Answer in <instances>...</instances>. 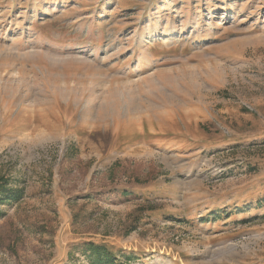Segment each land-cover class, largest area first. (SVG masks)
I'll return each mask as SVG.
<instances>
[{"label": "rangeland", "instance_id": "obj_1", "mask_svg": "<svg viewBox=\"0 0 264 264\" xmlns=\"http://www.w3.org/2000/svg\"><path fill=\"white\" fill-rule=\"evenodd\" d=\"M0 264H264V0H0Z\"/></svg>", "mask_w": 264, "mask_h": 264}, {"label": "trees", "instance_id": "obj_2", "mask_svg": "<svg viewBox=\"0 0 264 264\" xmlns=\"http://www.w3.org/2000/svg\"><path fill=\"white\" fill-rule=\"evenodd\" d=\"M21 198V191L9 189L8 183L0 179V204L4 202L17 201ZM82 252L87 256L91 264H127L119 262L116 255L110 248L105 245H98L87 242L82 245Z\"/></svg>", "mask_w": 264, "mask_h": 264}]
</instances>
